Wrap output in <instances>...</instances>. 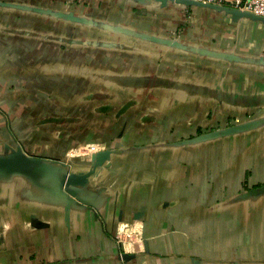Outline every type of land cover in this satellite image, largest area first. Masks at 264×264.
<instances>
[{
    "label": "crops",
    "instance_id": "0c3cea01",
    "mask_svg": "<svg viewBox=\"0 0 264 264\" xmlns=\"http://www.w3.org/2000/svg\"><path fill=\"white\" fill-rule=\"evenodd\" d=\"M89 143L110 160L64 186ZM17 150L33 170L0 169V264H264V23L173 0H0V157ZM136 217L146 250L126 261L114 236Z\"/></svg>",
    "mask_w": 264,
    "mask_h": 264
},
{
    "label": "built area",
    "instance_id": "2783aa9c",
    "mask_svg": "<svg viewBox=\"0 0 264 264\" xmlns=\"http://www.w3.org/2000/svg\"><path fill=\"white\" fill-rule=\"evenodd\" d=\"M206 4H214L220 6H230L248 11L258 16H264V0H194ZM108 150L98 143L80 144L73 148L71 155L89 159V156L98 154L101 151ZM110 160V159H109ZM108 160V161H109ZM100 183V182H99ZM94 183V187H101L102 184ZM144 224L142 219L135 218L133 220H121L117 224L115 232V240L121 245V255L131 254L133 258L137 257L138 249L145 251L146 244L143 236ZM138 247V249H137ZM128 261V260H126Z\"/></svg>",
    "mask_w": 264,
    "mask_h": 264
},
{
    "label": "water",
    "instance_id": "95a60500",
    "mask_svg": "<svg viewBox=\"0 0 264 264\" xmlns=\"http://www.w3.org/2000/svg\"><path fill=\"white\" fill-rule=\"evenodd\" d=\"M162 1H168V0H162ZM178 3H182L184 5H201V6H207V7H215L220 8L227 13L232 14L234 17L238 18L241 16H247L251 17L254 20H259L264 23V16H258L254 13L248 12V11H242L237 8L233 7H222L220 5H214V4H206L197 2L194 0H173ZM236 126L227 128L224 132H232L236 129ZM110 150L101 151L98 154L94 156L96 158L95 162L92 164H103L104 161L110 159ZM33 160L25 153H23L21 150L14 151L10 156L8 157H0V169L6 172H18L22 173L24 175H31L33 170ZM88 177L84 178L81 175H79L77 172H67L64 173L62 176V184L66 187L70 186H84L88 182ZM264 191V187L261 189ZM139 218V217H136ZM122 258L124 260H128L133 258V255L131 254H122Z\"/></svg>",
    "mask_w": 264,
    "mask_h": 264
},
{
    "label": "bare ground",
    "instance_id": "6f19581e",
    "mask_svg": "<svg viewBox=\"0 0 264 264\" xmlns=\"http://www.w3.org/2000/svg\"><path fill=\"white\" fill-rule=\"evenodd\" d=\"M108 160L104 161L103 164H94L90 166V170L86 171V172H77L79 175H81L84 178H87V176H89L90 178L93 177L94 175V170H100L101 167H103L105 165V163H107ZM88 177V178H89Z\"/></svg>",
    "mask_w": 264,
    "mask_h": 264
},
{
    "label": "rangeland",
    "instance_id": "374dc122",
    "mask_svg": "<svg viewBox=\"0 0 264 264\" xmlns=\"http://www.w3.org/2000/svg\"><path fill=\"white\" fill-rule=\"evenodd\" d=\"M94 156H95V155H93L92 157L89 156V159H88L89 166H91V165L95 162L96 158H94ZM69 158H70V159H69ZM75 158H78V157L73 156V155H72V156H70V155L68 156V155H67V157H66L67 160H68V159H69V160H72V159L74 160ZM66 159H64V160H66ZM96 171H98V170H96ZM98 173H99V171L96 172V175H97V176H98ZM95 183H97V182H95Z\"/></svg>",
    "mask_w": 264,
    "mask_h": 264
}]
</instances>
